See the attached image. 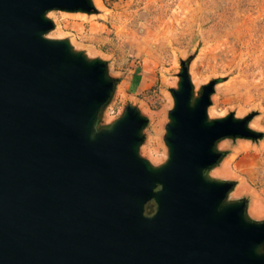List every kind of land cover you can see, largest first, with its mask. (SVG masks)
Listing matches in <instances>:
<instances>
[{
    "label": "water",
    "instance_id": "obj_1",
    "mask_svg": "<svg viewBox=\"0 0 264 264\" xmlns=\"http://www.w3.org/2000/svg\"><path fill=\"white\" fill-rule=\"evenodd\" d=\"M52 11L93 0H0V264H264V221L236 182L212 178L225 139L257 141L254 115L210 119L217 81L196 92L180 61L166 161L141 155L148 119L128 104L104 124L118 80Z\"/></svg>",
    "mask_w": 264,
    "mask_h": 264
},
{
    "label": "rangeland",
    "instance_id": "obj_2",
    "mask_svg": "<svg viewBox=\"0 0 264 264\" xmlns=\"http://www.w3.org/2000/svg\"><path fill=\"white\" fill-rule=\"evenodd\" d=\"M93 1L97 11L90 15L50 12L55 29L48 37L69 39L108 63L118 85L103 123L137 106L149 121L140 152L152 165L167 159L170 90L181 60L189 62L196 91L217 81L210 119L254 115L249 126L264 133V0ZM218 149L225 157L210 176L236 182L229 199H247L249 217L264 221V137L225 139Z\"/></svg>",
    "mask_w": 264,
    "mask_h": 264
},
{
    "label": "bare ground",
    "instance_id": "obj_3",
    "mask_svg": "<svg viewBox=\"0 0 264 264\" xmlns=\"http://www.w3.org/2000/svg\"><path fill=\"white\" fill-rule=\"evenodd\" d=\"M196 85V84H195ZM196 87V86H195ZM197 92V91H196ZM236 154H238V153H236ZM235 156V155H234ZM234 158V157H233ZM256 174V173H255Z\"/></svg>",
    "mask_w": 264,
    "mask_h": 264
}]
</instances>
